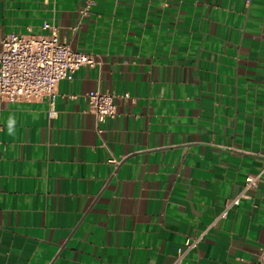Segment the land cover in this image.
<instances>
[{"label":"crops","instance_id":"1","mask_svg":"<svg viewBox=\"0 0 264 264\" xmlns=\"http://www.w3.org/2000/svg\"><path fill=\"white\" fill-rule=\"evenodd\" d=\"M47 21L99 63L0 99V264H175L189 236L179 264L256 260L264 182L218 216L264 163V0H0V50Z\"/></svg>","mask_w":264,"mask_h":264},{"label":"built area","instance_id":"2","mask_svg":"<svg viewBox=\"0 0 264 264\" xmlns=\"http://www.w3.org/2000/svg\"><path fill=\"white\" fill-rule=\"evenodd\" d=\"M93 2L94 0H88L89 4ZM43 28L46 32L41 34L13 32L1 40L0 99L31 101L46 98L53 106L58 85L62 80L72 79L74 73L84 65L94 66L99 63L94 55L73 49L63 41L56 25L47 21L44 22ZM87 96L90 109L98 120L116 116L114 93L94 89L89 91ZM123 96L131 98L129 93H124ZM109 161L114 162L116 166L120 164L114 157ZM261 182H264V163L260 170L247 175L241 191L225 203L218 218H225L229 210L239 205L242 199L250 197V191ZM200 240L201 236L187 237L184 245L178 249L175 264H179ZM248 264H264V245L259 249L257 259Z\"/></svg>","mask_w":264,"mask_h":264},{"label":"clouds","instance_id":"3","mask_svg":"<svg viewBox=\"0 0 264 264\" xmlns=\"http://www.w3.org/2000/svg\"><path fill=\"white\" fill-rule=\"evenodd\" d=\"M14 123H15L14 120H10V121H9V127H8L9 135L14 134V127H13Z\"/></svg>","mask_w":264,"mask_h":264}]
</instances>
